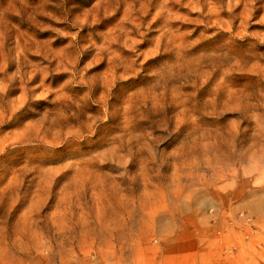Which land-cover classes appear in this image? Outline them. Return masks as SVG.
Here are the masks:
<instances>
[{"label":"rangeland","instance_id":"obj_1","mask_svg":"<svg viewBox=\"0 0 264 264\" xmlns=\"http://www.w3.org/2000/svg\"><path fill=\"white\" fill-rule=\"evenodd\" d=\"M263 78L264 0H0V264H264L196 194L200 126L264 147Z\"/></svg>","mask_w":264,"mask_h":264},{"label":"bare ground","instance_id":"obj_2","mask_svg":"<svg viewBox=\"0 0 264 264\" xmlns=\"http://www.w3.org/2000/svg\"><path fill=\"white\" fill-rule=\"evenodd\" d=\"M221 51V50H219ZM226 52V51H225ZM224 52V53H225ZM221 53V52H220ZM218 52V54H220ZM217 54V52H216ZM231 56V55H230ZM254 56V55H253ZM200 57V56H199ZM198 57V58H199ZM227 57V55H226ZM233 57V56H232ZM201 58V57H200ZM248 58V57H247ZM212 59V58H211ZM221 59V58H220ZM227 59V58H226ZM242 59V58H241ZM246 59V58H245ZM252 61L254 60L251 58ZM259 59V58H258ZM200 60V59H199ZM223 60V59H222ZM235 60V59H234ZM203 61V60H202ZM240 61V59H239ZM232 62V61H231ZM236 62V61H234ZM238 63V62H237ZM243 63V62H242ZM198 64V63H197ZM223 64V63H222ZM231 64V63H230ZM236 64V63H235ZM239 64V63H238ZM241 64V63H240ZM244 64V63H243ZM233 65V63H232ZM248 65V64H247ZM211 66V65H210ZM209 66V67H210ZM218 67L221 66L217 65ZM238 67L240 65H237ZM243 66V65H242ZM225 67V66H224ZM230 67V65L228 66ZM215 68V67H214ZM223 68V67H222ZM222 68L220 70H222ZM234 68V67H233ZM263 68V67H262ZM201 69V68H199ZM216 69V68H215ZM246 69V68H244ZM203 70V69H202ZM207 69H205L206 71ZM226 70V69H224ZM230 70V69H229ZM259 70V69H258ZM199 71V70H198ZM213 71V70H212ZM228 71V70H227ZM232 71V70H231ZM241 71V70H240ZM256 71V70H255ZM211 72V71H209ZM200 73V71H199ZM203 73V72H202ZM215 73V71H214ZM220 73V72H218ZM227 73V72H226ZM229 73V72H228ZM240 73V72H239ZM245 73V72H244ZM257 73V72H256ZM224 74V72H223ZM222 74V75H223ZM250 74V73H249ZM248 74V75H249ZM201 75V74H200ZM203 75V74H202ZM207 75V73L205 74ZM204 75V76H205ZM218 75V74H217ZM230 75V74H229ZM232 75V74H231ZM256 75V74H255ZM240 76V75H239ZM238 76V77H239ZM263 76V75H262ZM214 77V76H213ZM227 77V76H226ZM237 77V76H235ZM242 77V76H241ZM244 77V76H243ZM246 77V76H245ZM202 78V77H199ZM224 78V77H223ZM232 78V77H231ZM204 79V78H203ZM228 79V78H227ZM241 79V78H240ZM249 79V78H248ZM255 79V78H254ZM258 79V78H257ZM264 79V78H263ZM206 80V79H205ZM218 80V78H217ZM261 80V79H260ZM202 81V80H201ZM211 81V80H210ZM214 81V80H213ZM221 81V80H220ZM233 81V80H232ZM257 81V80H256ZM219 82V81H218ZM217 82V83H218ZM234 82V81H233ZM237 83V81H236ZM216 84V82H215ZM221 84V83H219ZM223 84H225L223 82ZM235 84V83H234ZM244 84V82H243ZM213 85V84H211ZM246 85V84H245ZM250 85V84H249ZM219 86V85H218ZM223 86V85H222ZM227 86V85H225ZM244 86V85H243ZM241 86V88L243 87ZM253 86V85H252ZM259 86V85H258ZM237 87V86H236ZM248 87V86H246ZM245 87V88H246ZM223 88V87H222ZM229 88V87H228ZM226 88V89H228ZM215 89V88H214ZM239 89V88H238ZM244 89V88H243ZM247 89V88H246ZM224 90V89H223ZM245 90V89H244ZM210 91V90H209ZM221 91V90H220ZM227 91V90H226ZM232 91V90H231ZM235 91V88H234ZM239 91V90H238ZM242 91V90H241ZM240 91V92H241ZM218 92V91H217ZM222 92V91H221ZM229 92V91H228ZM236 92V91H235ZM239 92V94H240ZM246 92V91H245ZM244 92V93H245ZM234 93V92H233ZM232 93V94H233ZM263 92H259L261 94ZM208 94V92H207ZM219 94V93H218ZM221 94V93H220ZM225 94H227L225 92ZM229 94V93H228ZM227 94V95H228ZM236 94V93H235ZM205 95V94H204ZM224 95V94H223ZM263 95V94H262ZM233 96V95H231ZM251 96V95H250ZM217 97V96H216ZM226 97V96H225ZM243 97V96H242ZM261 97V96H260ZM235 97H233L234 99ZM238 98V97H237ZM240 98V97H239ZM238 98V99H239ZM230 99V98H229ZM243 99V98H242ZM245 99V98H244ZM258 99V98H257ZM260 99V98H259ZM262 99V97H261ZM214 100V99H213ZM220 99H217L218 101ZM236 100V99H235ZM203 101V99H202ZM206 101V100H205ZM228 101V100H227ZM233 101V100H232ZM232 101L230 103H232ZM252 101V100H251ZM258 101V100H257ZM262 101V100H261ZM261 101H259L261 103ZM201 102V101H200ZM209 102V101H208ZM213 102V101H212ZM215 102V101H214ZM226 102V101H225ZM253 102V101H252ZM264 102V100H263ZM262 102V103H263ZM220 103V102H219ZM229 103V102H228ZM236 103H239L238 101ZM234 103V104H236ZM255 103V102H254ZM259 103V104H260ZM215 104V103H213ZM227 104V103H226ZM257 104V103H256ZM204 105V104H203ZM217 105V104H216ZM220 105V104H219ZM205 106V105H204ZM209 106V105H208ZM215 106V105H214ZM212 106V107H214ZM222 106V104H221ZM256 106V105H255ZM263 106V104H262ZM211 107V106H210ZM236 107V105H235ZM203 108V107H202ZM200 108V109H202ZM206 108V106H205ZM225 108V106H224ZM230 108V107H229ZM233 109V107H231ZM237 108V107H236ZM252 108V107H251ZM255 108V107H253ZM207 109V108H206ZM204 109V110H206ZM258 109V108H257ZM209 110V109H208ZM206 110V111H208ZM213 110V109H212ZM221 110V109H220ZM225 110V109H224ZM222 110V113L223 111ZM235 110V109H234ZM198 111V109H197ZM205 111V112H206ZM219 111V110H218ZM230 111V110H229ZM248 111V110H247ZM209 112V111H208ZM225 112V111H224ZM233 112V111H232ZM256 112V111H254ZM253 112V113H254ZM260 112V111H259ZM217 113V112H216ZM234 113V112H233ZM239 113V112H238ZM248 113V112H247ZM201 114V113H200ZM204 114V113H202ZM210 114V113H208ZM242 114V113H241ZM240 114V115H241ZM207 115V114H206ZM198 116V115H197ZM205 116V115H204ZM203 116V117H204ZM217 117V116H216ZM248 117V116H247ZM255 117V116H254ZM211 118V117H210ZM259 118V117H257ZM262 118V116H261ZM264 118V116H263ZM262 118V120H263ZM199 119V118H198ZM246 119V118H245ZM200 120V119H199ZM247 120V119H246ZM259 120V119H257ZM261 120V119H260ZM198 121V120H197ZM211 121V119L209 120ZM234 121V120H233ZM242 121V120H241ZM200 122V121H199ZM215 122V121H213ZM229 122V121H228ZM251 122V121H250ZM217 123V122H216ZM219 123V122H218ZM246 123V121H245ZM258 123V122H257ZM241 122H233L229 128L226 129L225 134L209 133L205 136L201 130L203 126H200L197 138V188L196 194L200 203V208L204 209V196L208 193L213 201V220L216 226L226 224L227 220L236 219L234 217V211L239 210L241 212V220L246 223L262 221L264 219L263 202L264 196L259 194L258 196L251 198L257 193L264 192V147H256V145L246 144V129L240 127ZM252 124V123H251ZM219 125V124H218ZM256 125V124H255ZM198 126V125H197ZM208 126V125H206ZM204 126V127H206ZM214 126V125H212ZM222 125H220L221 127ZM244 126V125H243ZM246 126V125H245ZM219 127V126H218ZM257 127V126H256ZM259 127V128H258ZM257 131H264L263 121L258 124ZM198 128V127H197ZM209 128V127H208ZM204 129V128H203ZM207 129V128H205ZM204 129V130H205ZM198 130V129H197ZM216 130V129H215ZM221 130V128H220ZM252 130V129H251ZM209 131V130H208ZM218 131V129H217ZM225 131V130H224ZM219 132V131H218ZM221 132V131H220ZM255 133V132H254ZM207 134V132H206ZM250 134V132H249ZM248 134V135H249ZM197 135V134H196ZM259 137V136H258ZM264 136H262L263 138ZM256 138V137H255ZM249 139V138H248ZM259 139V138H258ZM260 140V139H259ZM249 141V140H247ZM263 142V141H262ZM263 203V204H262ZM245 210V213H244ZM239 212V213H240ZM234 222V221H233ZM239 223V222H238ZM221 232V231H220ZM229 232V231H228ZM229 234V233H228ZM232 233H230V236ZM246 235V234H245ZM249 236L246 242L244 238L239 235H234L236 241L232 244L242 247L244 245H256L264 243V236ZM232 239V237H231ZM252 246V247H253ZM242 249V248H241ZM262 249V248H261ZM240 250V249H239ZM255 251V250H254ZM258 251V249H257ZM256 251V254H257ZM242 253V250H241ZM264 250L260 251V254ZM247 254V253H246ZM259 254V251H258ZM259 254V255H260ZM242 255V254H241ZM252 256V255H251ZM262 256V255H261ZM251 263V262H250Z\"/></svg>","mask_w":264,"mask_h":264}]
</instances>
